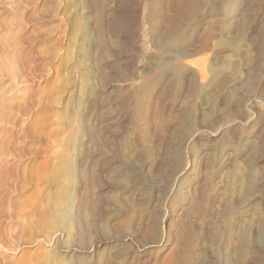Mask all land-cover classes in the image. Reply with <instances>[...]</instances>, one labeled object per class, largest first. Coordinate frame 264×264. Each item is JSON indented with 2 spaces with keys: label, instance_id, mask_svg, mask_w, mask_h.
<instances>
[{
  "label": "rangeland",
  "instance_id": "rangeland-1",
  "mask_svg": "<svg viewBox=\"0 0 264 264\" xmlns=\"http://www.w3.org/2000/svg\"><path fill=\"white\" fill-rule=\"evenodd\" d=\"M174 1L0 0V264H264V0Z\"/></svg>",
  "mask_w": 264,
  "mask_h": 264
},
{
  "label": "bare ground",
  "instance_id": "bare-ground-1",
  "mask_svg": "<svg viewBox=\"0 0 264 264\" xmlns=\"http://www.w3.org/2000/svg\"><path fill=\"white\" fill-rule=\"evenodd\" d=\"M168 2H169V4H168ZM168 2H167V4L169 5V8H174V6L177 4V3H175V2H177V1H174V0H168ZM221 2V1H220ZM224 2V1H223ZM226 6V5H225ZM172 10V9H171ZM223 12V11H222ZM221 12V13H222ZM242 14V13H241ZM244 16V15H243ZM241 17V16H240ZM89 18H91V17H89ZM95 19H96V17H95ZM244 19V18H243ZM90 20V19H89ZM92 20H94V18L92 19ZM91 20V21H92ZM242 20V19H241ZM240 21V20H239ZM98 22H99V20H98ZM98 23H97V21L95 20L94 22H92V26H94V27H96V25H97ZM242 25V24H241ZM240 26V25H239ZM93 27V28H94ZM241 27V26H240ZM244 27V26H243ZM242 27V28H243ZM97 28V27H96ZM100 28V27H99ZM240 29V28H239ZM94 30H99V29H94ZM101 31V30H100ZM95 33H96V31H95ZM100 34V33H99ZM97 35H98V32H97ZM183 36V35H182ZM100 38V37H99ZM98 40V39H97ZM233 42V41H232ZM231 43V42H230ZM219 44V43H218ZM220 45V44H219ZM218 45V46H219ZM234 45H236V44H234ZM231 47H232V45H231ZM237 47V46H236ZM235 48V47H234ZM238 48V47H237ZM236 48V49H237ZM233 49V48H232ZM234 50V49H233ZM238 50V49H237ZM237 50H236V52H237ZM0 75H3V76H6V75H12L13 77H15L16 78V80H17V82L19 83V82H22V52L19 54V55H17L16 56V58L15 59H12V60H10V61H2V62H0ZM21 78V79H20ZM146 82V81H145ZM153 82V81H152ZM237 104V103H236ZM238 106V105H237ZM237 106H236V108H237ZM87 120V119H86ZM231 120V119H230ZM225 122H226V120H225ZM238 122V121H237ZM90 123V122H89ZM219 125V124H218ZM214 126H216V125H214ZM213 126V127H214ZM220 127V126H219ZM222 127H224V126H222ZM228 127V126H227ZM230 127V126H229ZM217 128H218V126H217ZM212 129V128H211ZM225 130H226V128H225ZM214 131V130H213ZM220 131L221 130H219V129H217V131H215L213 134H211V136H217V135H219L220 136ZM222 132V131H221ZM198 133H196V134H194V136H193V138H196L195 137V135H197ZM200 134V133H199ZM91 134H89V136H90ZM95 136V135H94ZM199 136V135H198ZM197 136V137H198ZM91 137V136H90ZM189 137V136H188ZM187 137V138H188ZM190 139H192L191 137L188 139V140H190ZM195 140V139H194ZM215 140V139H214ZM92 141V140H91ZM93 142V141H92ZM91 142V143H92ZM186 143V142H185ZM176 151V150H175ZM191 155V154H190ZM195 155V154H194ZM203 155V154H202ZM205 155V154H204ZM176 156V155H175ZM184 156V155H183ZM201 157V156H200ZM200 157H198V159L200 158ZM177 158V157H176ZM186 158V161H184L185 162V164L180 168H177L173 173H174V177H172V178H174V182H178L179 180H181V183L177 186V190H182V188H183V183H184V180H186V179H189V177L191 176V174H192V170H194V167L196 166V165H194V160L190 157V156H186L185 157ZM208 158H210V157H208ZM226 158V157H225ZM230 158V157H229ZM206 159V158H205ZM227 159V158H226ZM230 160V159H229ZM176 161H177V159H176ZM201 162H202V158H201V160H200ZM225 161V160H224ZM223 161V162H224ZM229 162V161H228ZM209 164V162H207L206 161V163L205 164ZM86 164V163H85ZM198 165V164H197ZM204 165V164H203ZM224 165V164H223ZM208 166V165H207ZM207 166H205V167H207ZM176 167V166H175ZM199 167H201V166H199ZM203 167V166H202ZM83 168V167H82ZM198 170V169H197ZM200 170V169H199ZM206 170H207V168L204 170V169H201L200 170V174L202 173V174H204L205 172H206ZM195 171V170H194ZM172 174V173H171ZM198 175V174H197ZM172 176V175H171ZM205 176H206V174H205ZM78 177V176H77ZM191 179H194V176H193V178H191ZM173 180V179H172ZM190 181V183H189V185L187 186L186 185V187L185 188H187V190H184V192H186V191H188L189 190V186H192L191 185V180H189ZM180 182V181H179ZM199 184V183H198ZM175 185V184H174ZM194 188H196V187H194ZM198 188V187H197ZM175 189V188H174ZM173 189V190H174ZM173 190H171V191H173ZM194 190V189H193ZM175 191V190H174ZM183 191V190H182ZM181 192V191H180ZM183 192V193H184ZM195 193H196V195H193L194 196V198L195 199H198V198H200V200H199V203H200V207H201V209H203L204 207H205V204H204V202H205V198H204V196L202 195V193L201 192H198V190L197 191H195ZM197 193L199 194V195H197ZM185 194H187V193H185ZM193 194V193H192ZM187 195H189V194H187ZM194 200V199H193ZM12 204V203H11ZM183 208V207H182ZM181 209V208H180ZM8 210V209H7ZM183 210V209H182ZM77 212V211H76ZM175 212V211H174ZM185 212V211H184ZM78 213L80 214V211H78L77 212V215H78ZM166 213V212H165ZM177 213V212H176ZM12 214V213H11ZM9 215V214H8ZM181 215V214H180ZM182 215H183V213H182ZM178 217H180V218H178V222L181 220V216H178ZM175 218V217H174ZM172 219V218H171ZM167 220V215L166 214H164V216L162 217V221H166ZM182 222V221H181ZM171 224V223H170ZM170 224L168 225V224H166V227H165V229L163 228V230H162V238L164 237V236H166L167 234H169V230H168V226L170 227ZM172 225V224H171ZM175 225V224H174ZM178 225V224H177ZM154 226H156V224L154 225ZM158 226V225H157ZM163 227V226H162ZM178 227H180V226H178ZM12 228V227H11ZM10 228V229H11ZM190 228V227H189ZM13 229V228H12ZM11 229V230H12ZM179 230H180V228H178ZM261 229V228H260ZM14 230H15V228H14ZM155 230V229H154ZM157 230V229H156ZM155 230V231H156ZM190 231H192V229H190ZM5 233H4V235L5 234H7L6 233V228H5V231H4ZM9 232V231H8ZM19 232V231H18ZM82 232V231H81ZM161 232V231H160ZM159 232V233H160ZM246 232H248V231H246ZM246 232H244V233H246ZM156 233V232H155ZM192 233V232H191ZM84 234V233H83ZM188 234V233H187ZM261 235V234H260ZM259 235V236H260ZM243 235H241V237H242ZM245 236H247L248 237V235H245ZM244 236V237H245ZM3 237V236H2ZM13 237H15V233L13 232V233H9L8 234V239L9 238H13ZM16 237H18V236H16ZM167 237V236H166ZM168 237H170V234L168 235ZM247 237L245 238V240L247 239ZM251 237H252V235H251ZM20 238V237H19ZM16 239V238H15ZM242 240H243V238H241ZM245 240H243V241H245ZM249 240V238L247 239V241ZM253 240V239H252ZM251 240V241H252ZM9 241V240H8ZM188 241V240H187ZM242 241V242H243ZM243 242L244 244H246L247 245V247H246V249L248 248V243L249 242ZM250 241V240H249ZM243 243H241V246H242V244ZM251 243V242H250ZM252 243H253V241H252ZM240 246V245H239ZM240 246V247H241ZM245 246V245H244ZM3 247V245L0 243V248H2ZM13 247V246H12ZM236 247H238V245L236 246ZM250 248V247H249ZM253 248V247H252ZM238 248H236V250H237ZM243 249H244V247L242 246L241 247V250H239V251H241V256L242 255H244V253H245V251L243 252ZM245 249V250H246ZM248 250V249H247ZM247 250H246V253H245V257L247 256L246 254H250L249 252L247 253ZM239 251H237V252H239ZM253 251V250H252ZM255 251V250H254ZM253 251V252H254ZM255 253V252H254ZM252 255H254L253 253H252ZM251 256V255H250ZM244 257V258H245ZM254 257V256H253ZM247 258H248V256H247ZM249 258H251V257H249ZM243 259V258H242ZM225 260H227V259H225ZM172 262V260H168V261H166L165 262V264H170ZM224 263V262H223ZM226 264H227V262H226Z\"/></svg>",
  "mask_w": 264,
  "mask_h": 264
}]
</instances>
